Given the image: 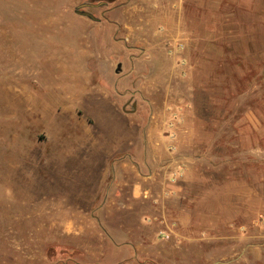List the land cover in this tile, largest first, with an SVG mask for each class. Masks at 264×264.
Instances as JSON below:
<instances>
[{"label": "rangeland", "instance_id": "obj_1", "mask_svg": "<svg viewBox=\"0 0 264 264\" xmlns=\"http://www.w3.org/2000/svg\"><path fill=\"white\" fill-rule=\"evenodd\" d=\"M253 1L0 0V264H264Z\"/></svg>", "mask_w": 264, "mask_h": 264}, {"label": "water", "instance_id": "obj_2", "mask_svg": "<svg viewBox=\"0 0 264 264\" xmlns=\"http://www.w3.org/2000/svg\"><path fill=\"white\" fill-rule=\"evenodd\" d=\"M91 7H92V5H90V4H83V5H81V6H79L77 8L76 13L78 15H80V16L87 17V18H89L92 21L98 22L99 20L93 14L85 11V9H88V8H91Z\"/></svg>", "mask_w": 264, "mask_h": 264}, {"label": "crops", "instance_id": "obj_3", "mask_svg": "<svg viewBox=\"0 0 264 264\" xmlns=\"http://www.w3.org/2000/svg\"><path fill=\"white\" fill-rule=\"evenodd\" d=\"M251 7L250 8H253V7H255V10L257 9L258 11H257V14H260V15H262V14H264V2H259V1H257V0H255V1H253V2H251ZM253 10V9H252ZM254 10V11H255ZM253 11V12H254ZM256 12V11H255Z\"/></svg>", "mask_w": 264, "mask_h": 264}, {"label": "trees", "instance_id": "obj_4", "mask_svg": "<svg viewBox=\"0 0 264 264\" xmlns=\"http://www.w3.org/2000/svg\"><path fill=\"white\" fill-rule=\"evenodd\" d=\"M96 1L114 2L115 0H96Z\"/></svg>", "mask_w": 264, "mask_h": 264}, {"label": "bare ground", "instance_id": "obj_5", "mask_svg": "<svg viewBox=\"0 0 264 264\" xmlns=\"http://www.w3.org/2000/svg\"><path fill=\"white\" fill-rule=\"evenodd\" d=\"M36 114L35 113H33V116H35ZM32 116V115H31ZM28 117V116H27ZM28 119V118H27Z\"/></svg>", "mask_w": 264, "mask_h": 264}]
</instances>
